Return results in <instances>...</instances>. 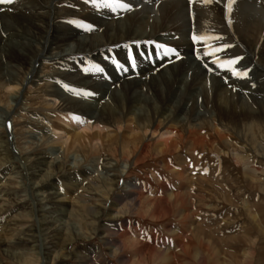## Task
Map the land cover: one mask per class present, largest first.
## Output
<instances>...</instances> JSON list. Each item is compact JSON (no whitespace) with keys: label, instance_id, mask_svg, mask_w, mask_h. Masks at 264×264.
I'll return each instance as SVG.
<instances>
[{"label":"bare ground","instance_id":"bare-ground-1","mask_svg":"<svg viewBox=\"0 0 264 264\" xmlns=\"http://www.w3.org/2000/svg\"><path fill=\"white\" fill-rule=\"evenodd\" d=\"M102 2L103 0H97V3ZM121 2L128 4L131 10H124L115 4L112 8L93 7L85 0H13L11 4H0V51L3 52V55L0 53V75L5 76L0 79V89L13 93L11 99L18 102L27 85H32L33 89L40 84L46 85V92L40 101L50 117H55L59 122L56 127H49L50 144L64 149L63 146L67 147L70 140V147L66 148L68 150L117 142L119 133L116 137L111 134L100 137L88 132L76 133L102 131L108 129L105 123L109 122L113 124L112 129H118L255 120L257 116H264V67L256 61L257 47L260 42L264 43V30L261 32V27L259 28L252 14L255 11L264 19V0H233L230 10L229 0H209L206 5L190 4L189 0ZM194 34L219 36L222 37L221 44L232 45L227 50V58H241L235 65L240 75L215 69L207 58H198L202 45L193 42ZM165 49L175 50L179 58L164 52ZM260 54L264 65V52ZM130 56H134L136 62L142 59V64L133 67ZM242 62L247 65L244 67L250 68L249 72H245L246 75L242 72L244 67L240 66ZM48 64L50 74L45 75L46 72L42 70L45 76L38 79L36 76L39 67L43 65L46 69ZM118 64L123 67H118ZM93 65L101 67L103 72L86 71ZM25 66L31 67L32 76L27 77L24 84L21 75ZM209 69H213V72ZM76 92L90 95H78ZM245 96L250 100L247 101ZM206 118L211 120L204 122ZM194 126L197 127L196 124ZM78 128L80 129L77 130ZM152 131L153 129L150 130V135L160 144L161 152L156 148L159 155L166 153L171 157L176 156L177 160L182 158V153L175 147L183 149L184 137L175 139L174 128L163 132ZM71 133L73 135L70 138ZM191 133L189 146L201 145L202 138L198 128ZM147 135L148 132L141 133V136ZM139 137L140 135L131 137L126 133L122 138L133 144ZM3 140L0 135V162L6 165L5 174L15 167L13 162L9 163V152L2 149ZM190 147L187 148L188 158H194L195 149ZM35 163L39 171L32 177L36 181L33 189L38 193L39 208L44 213V221H41L44 225L40 232L54 239L49 249L61 247L68 253L69 245L75 240L87 242L89 239L77 233L70 241L64 236L65 232L60 233L64 227L54 226L57 220L51 215L59 212L64 213V216L69 215L65 199H68L67 195L71 190L65 188L70 184L62 183L58 187L55 177H47L46 170L52 163L43 158H38ZM58 169L61 170L62 167ZM189 170L181 161L178 162L176 174L179 178L186 179L184 173L189 174ZM121 180L108 179L107 191L112 192L115 187L118 189ZM75 184L71 183L73 186ZM170 189V192L178 190V193L174 195L167 190V198L160 201L148 197L146 201L138 202L150 206H155L153 204L157 202L155 207L162 201L165 205L166 202L187 205L181 183H176ZM13 203L17 215L33 213V208L29 209L30 205L27 207L23 199L13 198ZM47 206L49 209H46ZM95 207L93 213L97 222H113L114 226L120 222V217L107 212L106 204ZM187 210L188 208L185 213L190 215ZM185 215L183 217L187 218ZM45 218L52 221L45 222ZM185 224L186 228L189 227L188 219ZM37 229L39 228L35 227L24 232L23 237L16 238L14 244L6 246L12 249L11 246L16 244L13 247L22 250L24 254L34 252L39 236ZM94 229V235L109 238L106 244L111 249H125L126 244L120 240L124 238V234L119 235V239L114 238L117 237L116 233L108 224ZM131 240L140 260L143 249L147 246H141L135 237ZM193 246L184 243L181 251L188 254ZM197 248L199 249L198 246ZM62 250L61 257L53 258L52 264H64L69 260L70 256ZM149 250L156 251L154 247ZM79 255L76 254L75 257ZM49 256L51 255L46 257L44 264H51ZM79 258L83 264H89L87 256Z\"/></svg>","mask_w":264,"mask_h":264},{"label":"rangeland","instance_id":"rangeland-1","mask_svg":"<svg viewBox=\"0 0 264 264\" xmlns=\"http://www.w3.org/2000/svg\"><path fill=\"white\" fill-rule=\"evenodd\" d=\"M252 14L262 32L264 19L255 11ZM257 49L256 61L264 67L260 54L264 52V43L260 42ZM0 53L3 55L2 51ZM141 64L142 59L136 62L138 67ZM245 64L242 62L240 66H247ZM42 68L43 65L39 67L38 79L50 74L49 64L46 69ZM243 69L244 73L250 71V68ZM22 72L21 79L25 84L27 77L32 76L31 67L25 66ZM2 77L5 76L0 75V79ZM45 90V84L34 89L27 85L16 102L11 99L13 93L0 89L2 149L9 152V163L13 162L15 167L4 174L6 165L0 162V264H44L49 254L48 261L52 264L53 258L61 257V247L50 250L54 239L41 233L44 213L39 208L38 193L33 189L36 181L32 178L39 171L35 163L38 158L52 163L46 173L47 177H55L58 187L62 183L70 184L65 188L71 190L65 199L69 215L64 216L60 212L54 213L55 216L50 214L57 220L53 225L64 227L60 233L65 232L64 236L70 241L77 233L89 238L87 242L75 240L69 245L68 253L62 250L70 256L64 264H83L79 256H87L89 264H166L167 261L169 264L173 261V264H216V261L218 264H264V116L232 122H209L211 119L206 118L204 122L209 123H194L197 127L178 124L112 129L113 124L109 122L105 123L108 129L76 133L88 132L100 137L104 134L116 137L119 133L117 142L67 150L70 140L64 149L49 143V127H56L59 122L43 108L40 99ZM248 96H245L247 101L250 100ZM170 128L176 131L175 139L185 138L182 150L175 147L182 153L180 160L166 153L159 155L160 144L150 135L151 129L152 132H163ZM196 128L202 138L201 145L190 147L191 132ZM138 130L142 134L148 132V135L141 136ZM126 133L140 137L137 142L129 144L122 138ZM188 147L195 149V159L188 158ZM180 161L190 169L189 174L184 173L186 179L176 174ZM60 167L61 170L58 169ZM110 178L122 179L118 189L115 187L112 192L107 191ZM71 183L76 184L73 186ZM176 183L182 184L187 205L180 206L174 202H166L165 205L162 201L155 207L157 202L153 204L155 206L138 202L146 201L148 197L157 201L167 198L165 192L172 190L170 188ZM177 193L175 190L172 194ZM13 198L23 199L27 207L30 205L29 209L33 208V213L17 215ZM105 204L109 214L120 217L117 226L113 222L96 221L93 209ZM186 208L191 216L185 213ZM187 219L189 227L186 228ZM50 221L52 219L45 218V222ZM105 224L113 227L117 236L114 238L124 234L125 239H120L126 244L124 251L111 249L106 244L109 238L93 234L94 228ZM35 227L40 230L37 229L39 236L34 252L24 254L13 247L16 244L11 246L12 249L6 246L14 244L16 238L23 237L24 232ZM132 237L137 238L141 246L154 247L156 251L145 248L138 260L139 256L131 244ZM184 243L194 245L188 254L181 251ZM76 254L80 255L75 257Z\"/></svg>","mask_w":264,"mask_h":264},{"label":"snow or ice","instance_id":"snow-or-ice-1","mask_svg":"<svg viewBox=\"0 0 264 264\" xmlns=\"http://www.w3.org/2000/svg\"><path fill=\"white\" fill-rule=\"evenodd\" d=\"M13 0H0V4H11ZM86 3H90L93 7H104V8H112L113 5L120 7L124 10H131L130 6L126 3H122L121 0H103L102 3H97V0H85ZM233 0H229V10L230 5ZM190 4H208L209 0H189ZM83 26V25H82ZM193 42L202 45V49L198 51V58L204 60H210V62L215 66V69H219L221 71L230 72L232 75H240L237 72L235 67L236 64L239 62V57L236 58H227V50L228 48L232 47V45H224L221 44L220 41L222 37L214 36V35H198L194 34L192 36ZM161 47V46H157ZM166 53H171L176 55L179 58V54L172 49H166ZM130 62L132 66L135 67L136 61L134 56H130ZM118 67H123L122 65H117ZM205 67H207V63H205ZM210 71L213 69H209ZM86 71H92L96 73L103 72V69L99 66L93 65L90 69H86ZM246 75V73L244 74ZM75 94L78 95H90L89 93H79L76 92Z\"/></svg>","mask_w":264,"mask_h":264}]
</instances>
